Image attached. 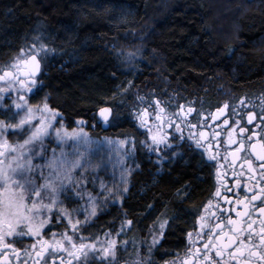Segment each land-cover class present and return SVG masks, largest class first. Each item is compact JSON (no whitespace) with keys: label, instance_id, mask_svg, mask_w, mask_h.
I'll use <instances>...</instances> for the list:
<instances>
[{"label":"trees","instance_id":"obj_1","mask_svg":"<svg viewBox=\"0 0 264 264\" xmlns=\"http://www.w3.org/2000/svg\"><path fill=\"white\" fill-rule=\"evenodd\" d=\"M37 35L49 49L39 94L64 126L83 120L93 135L135 142L138 168L121 206L79 228L122 230L137 248L167 219L155 252L178 249L213 192V168L188 143L173 146L180 155L151 157L134 113L154 99L207 102L260 89L264 0H0V64ZM101 106L119 117L107 131L95 115Z\"/></svg>","mask_w":264,"mask_h":264},{"label":"snow or ice","instance_id":"obj_2","mask_svg":"<svg viewBox=\"0 0 264 264\" xmlns=\"http://www.w3.org/2000/svg\"><path fill=\"white\" fill-rule=\"evenodd\" d=\"M48 51L40 35H37L32 43L22 48L15 57L6 64H0V82H2L0 110L6 113L3 118H0V249L10 250L14 254L13 261L17 264H91L96 260H100L102 264H113L117 239L109 233L104 234L103 240L98 237L89 240L79 235L81 221L79 218H73V210L64 203L70 198L69 193L82 198V192L86 191L82 185L86 179L83 173L86 168L92 166L85 158V153L88 151L86 145L93 143L88 134L83 131L86 122L77 121L78 127L70 131L61 122L62 117L59 121L57 120L60 113L49 106L46 96L36 105H30L26 99L29 94L35 96L42 90L46 75L42 73V61L46 59ZM8 93L16 95L14 99L9 97L10 103L5 106L3 101ZM155 104L160 113L165 112L158 100ZM239 105H245L244 99L239 100ZM178 107L180 112H186V114L195 111V108L191 106L186 110L184 106ZM228 107L229 105L225 103L222 108L217 109L216 117ZM95 115L104 125H108L110 119L113 123L119 119L118 115H114L111 106L99 107ZM134 116L140 127L148 124L149 112L146 107L136 111ZM254 116L255 114L251 112L247 114L248 124L253 122ZM173 117L175 119L169 120L167 124L169 128L174 129L175 133H181L175 137L176 141L184 139L180 123H176L177 119L184 122L189 129H195L198 126L196 123L183 121L179 112H174ZM161 119V115H155L156 130L153 131L150 127L147 129L150 134V143L146 141L145 146L153 152L171 149L169 156L180 155L170 143L171 135L160 132ZM260 122L264 124V112L261 114ZM223 123L227 124L228 121L225 120ZM234 123L238 126L239 120ZM245 131H247L246 128H240L242 137ZM261 132L264 133V128ZM214 135L218 134L214 133ZM255 135L256 133H253L241 140H235L229 134L228 145H235V149L228 152L233 157L231 163L235 164L236 159H241L240 167L247 166L246 171L250 180L256 176L258 167L261 178L253 185L250 196L236 201L237 205L243 204V211H236V216L247 217L244 225L242 226L238 220L225 216L227 224L232 227L229 229L230 234H217L221 240L227 236L224 243H215L211 236L204 243L203 256L207 257L206 264H221L222 261L227 264L226 250L227 258L235 260L236 264H264V142L253 140ZM206 136L207 134L203 131L198 135L190 131L188 138L191 140L195 137V147L202 149L199 153L202 158L207 153V161L212 162L208 164V167L216 168L217 165L223 167L217 159L218 152L211 151L213 143L211 141L207 145L201 143V138ZM244 140L249 141L247 147ZM68 141H73L69 145L73 149L70 153L64 151V145L68 144ZM111 143L119 145L128 143L131 150L135 148V142L131 140ZM52 144L56 147L49 146ZM81 147L83 151H80ZM188 147L192 148V144ZM57 148L60 150L59 154H57ZM215 148L218 150L219 144H215ZM240 153H246V155L240 157ZM253 158L259 161L257 167L253 166ZM82 161H84L83 164ZM207 161L202 159L201 165ZM76 169H80V172L74 176L73 172ZM124 171L128 170L124 169ZM221 175L219 171L216 172L217 179ZM239 183L240 181L237 180V186ZM221 186L224 185L221 183ZM105 190L106 187L101 185L102 194ZM127 190L126 181L122 178L117 196ZM214 195L221 197L220 186L215 188ZM96 199L92 195L88 196L90 207L87 208L84 223L97 214ZM104 199H107V196ZM223 200L225 204H232L227 196H224ZM256 201L260 203L254 205ZM252 205L254 207L250 208ZM210 207H212L211 201L207 207H204V211L207 212ZM216 208L222 214L231 211L230 208H223L219 204ZM212 215L215 216V213ZM200 219L203 221L205 217L201 216ZM61 223L65 225L67 231L54 230L55 225ZM125 224L130 227L132 221L126 219ZM167 225V219L159 223L152 234L151 245L160 244L164 239V230ZM223 227L224 225L220 223L215 225L216 229ZM45 228L48 229L47 232L44 231ZM203 228L204 225L201 224V229ZM209 232L211 233L212 229H209ZM187 235L191 237L192 234ZM24 238H31L35 242L29 244L27 248H18L17 244H22ZM213 249L215 257H219L220 260H213L211 256ZM22 252L23 259H21ZM0 259L3 260V264H13L7 255ZM181 264H191V261H182Z\"/></svg>","mask_w":264,"mask_h":264},{"label":"flooded vegetation","instance_id":"obj_3","mask_svg":"<svg viewBox=\"0 0 264 264\" xmlns=\"http://www.w3.org/2000/svg\"><path fill=\"white\" fill-rule=\"evenodd\" d=\"M2 84V82H0ZM12 93H8L5 95V99L3 101L4 105L7 106L10 103L9 97H11ZM244 99L245 105L240 106L239 100ZM160 102V107L165 109L164 113H160L157 108L155 102ZM227 103L229 105L228 109L224 112H221L218 117H216L217 109L222 108V106ZM178 106H184L185 110L187 107L191 106L195 108V111L186 114V112H180ZM149 112V121L148 124L145 125L144 129L155 128L157 122L155 121V115H161L162 119L160 123L162 127L160 128L161 133L170 134L171 135V143L174 146L176 143L180 144H192V147L196 149L199 153L202 149L195 147V137L193 139H189L190 131L198 135L199 132L203 131L207 134L205 138H201V143L207 145L209 141L213 143V147L211 151L213 153L218 152L217 159L220 160L223 167L217 165L216 168H213V177H214V189L213 192L206 202L204 207H207L209 201L212 203V207L208 208V211H204V207L201 212L196 217L192 227L186 232L185 237L183 239V244L174 250L165 251L161 256H157L155 249L146 251L144 253H140L138 258H134V252L138 248H131L127 244V249L121 251L118 250L116 256L114 258L113 264H181L182 261H191V264H206L207 257H204L203 254L205 249L203 248L204 243L207 241L209 236L212 237L215 243L223 244L224 240L227 239V236L224 237V240L219 239V235H223L224 233H229L230 225L227 224L225 216H229L233 220H238L240 224L243 226L247 217H237L236 211H243V204L237 205V200H243L245 196H250L252 194V187L256 183L257 180L261 178L260 170L257 167L259 161H256L253 158V166L257 167V174L251 180L249 179V174L245 165L244 168H241L240 165L242 163L241 159H236L235 164H232L233 157L228 154V152L235 149V145H228L229 134L235 140H241L243 137L251 136L253 133H256L253 136V140H257L259 142H264V133L261 132V129L264 128V124H261L260 117L262 112H264V85L261 86L260 89L249 91L245 93H237L231 92L224 95L217 96L214 100L205 101H193L190 103L180 102L176 103L174 101H165L154 99L151 105L146 107ZM1 111V110H0ZM174 112H179L180 117L183 118V121H188L191 123H196L198 126L195 129H189L185 126V123L181 120L177 119L176 123H180L182 129V135L184 137L181 141H176L175 137L181 135V133H175L173 128H169L167 122L169 120L175 119L173 117ZM254 113V119L251 124L247 123V114ZM200 113L201 115H197ZM4 115L6 113L4 112ZM4 115L0 114V118H3ZM206 117V118H205ZM227 120L228 123L224 124L223 121ZM239 120V125L237 126L234 121ZM240 128H246L247 131L243 133V137L240 134ZM235 129V131H233ZM218 134V135H214ZM11 141V136L9 137ZM246 147L249 141L244 140ZM215 144H219V149L215 148ZM246 153H240V157H244ZM207 161V153H205L203 157ZM223 158V159H222ZM209 164L211 161H207ZM219 171L222 175L219 179L216 177V172ZM239 180V186H237L236 181ZM221 183L224 186H221ZM220 186L221 197H215L214 190L216 187ZM130 187V183L127 186V189ZM226 189H231L230 191ZM128 191V190H127ZM127 192H125L126 194ZM122 196L121 201L119 203L109 202L105 205L103 209H108L110 207L121 206L122 201L124 200V196ZM227 196L232 204L228 205L224 203L223 197ZM247 203V201H245ZM260 201L254 202L255 204H259ZM217 204H219L223 208H230L231 211L229 213L222 214L221 211H217ZM254 205L250 206L254 207ZM215 213V216L212 215ZM118 214V213H117ZM100 216V213L96 215V217ZM129 218V215L126 212L120 213L119 217ZM201 216H204L205 219L202 221L200 219ZM255 218V217H253ZM220 223L224 225L222 229H216L215 225ZM259 221L257 220V224ZM201 224L204 225V228L201 229ZM209 229H212V232H209ZM54 230L56 231H67L60 224L55 225ZM45 232L48 229H44ZM111 231H119V229H113ZM191 233V237L187 234ZM79 235H83L86 239H91L90 237H94L91 235L90 230H83L79 228ZM98 235V234H97ZM96 236V235H95ZM47 238V237H45ZM35 241L31 238H24L22 244H17L18 248H27L29 244L34 243ZM39 247V245H38ZM200 251L197 252L196 250ZM129 253H131L129 255ZM7 255L10 261H13L14 254L10 250L0 249V257ZM211 256L213 260H220L219 257H215V251L213 249ZM21 259H23V252L21 253ZM33 259H35L33 257ZM225 260H227V264H236L235 260H230L227 258V250L225 251ZM0 264H3V260L0 259ZM13 264H17V262L13 261ZM91 264H102L100 260L92 261ZM221 264H224L222 261Z\"/></svg>","mask_w":264,"mask_h":264},{"label":"rangeland","instance_id":"obj_4","mask_svg":"<svg viewBox=\"0 0 264 264\" xmlns=\"http://www.w3.org/2000/svg\"><path fill=\"white\" fill-rule=\"evenodd\" d=\"M15 95H16L15 93L11 94L12 99L15 98ZM26 99L30 105H36L39 104L44 98L42 99L40 97V94L35 96L29 94L26 97ZM0 114L4 115V110H1ZM60 117L61 116L57 117L58 121L60 120ZM134 121L136 123V127L138 128V130H140V132L145 136L144 145L146 141L150 143L149 140L150 134L148 133L147 129L140 127L139 122L135 119V117H134ZM152 129L153 131L156 130L155 128ZM83 131L86 132L88 134V137H90V139L93 141V143L86 145L88 151L85 153V158L88 161H90L92 165L91 167L86 168L83 173L86 179L82 182V185L83 188L86 189V191L82 192V198L80 196H74L71 193H69L68 195L70 198L64 201L65 205L73 210L72 212L73 218L80 219L81 221L80 226H84L85 224L90 222V220L92 221L96 217V215L105 207L107 203L109 202L119 203L121 201L122 196L125 194L123 193L122 195L117 196V194L120 192L121 179L123 178L126 181V187H127L129 185V180L132 172H134L138 168V163L135 155V148L134 150H131V146L128 143H125L124 145H119L118 143H111V142H119L121 140L134 141L133 138H128V137L120 138L109 135H101V136L93 135L91 133L92 131L88 130L86 124L83 128ZM72 143L73 141H68V144L64 145L65 152L70 153L73 151V149L69 147V145H71ZM49 146L56 147L55 144ZM146 150L151 157H155L158 159L162 158L163 160L165 159L164 154L168 152L169 149L167 151L153 152L148 147H146ZM59 151H60L59 148H57V154H59ZM80 151H83V147L80 148ZM33 162L35 163L36 161ZM81 163L83 164L84 161H82ZM124 169H127L128 171H124ZM45 171H47V169H45ZM79 172L80 169H76L75 172H73V175L75 176ZM101 185H104L106 187V190L103 192V194L101 193ZM89 195H92L93 197L97 198L96 199L98 205L97 214L94 217L89 218L87 223H84V216L87 214V208L90 207V205H88ZM105 196H107V199H104ZM60 225L64 229H67L63 223H61ZM124 225L126 227L125 222ZM105 233H109L117 239L118 244H117L116 253L120 249L121 251H123L128 248L126 243H124L125 241L122 235V230L119 231L110 230L102 234H98L94 237H98L101 240H103L105 238L104 237ZM117 233L119 235H117ZM151 239L152 236L148 237L146 240H142L140 245L137 247L138 249L134 252H131L134 253L133 259L138 258L140 253L153 250L158 246V244L151 245ZM131 253H129V255Z\"/></svg>","mask_w":264,"mask_h":264},{"label":"water","instance_id":"obj_5","mask_svg":"<svg viewBox=\"0 0 264 264\" xmlns=\"http://www.w3.org/2000/svg\"><path fill=\"white\" fill-rule=\"evenodd\" d=\"M97 119H98L99 123L101 124V128H102V130H103V131H107V130L109 129L111 119L109 120L108 125H104V124L100 121V118H99L98 116H97Z\"/></svg>","mask_w":264,"mask_h":264},{"label":"bare ground","instance_id":"obj_6","mask_svg":"<svg viewBox=\"0 0 264 264\" xmlns=\"http://www.w3.org/2000/svg\"><path fill=\"white\" fill-rule=\"evenodd\" d=\"M139 245H140V244H139ZM139 245H138V246H139Z\"/></svg>","mask_w":264,"mask_h":264}]
</instances>
